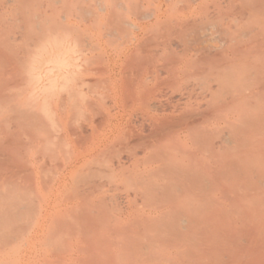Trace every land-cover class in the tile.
<instances>
[{
    "label": "rangeland",
    "instance_id": "rangeland-1",
    "mask_svg": "<svg viewBox=\"0 0 264 264\" xmlns=\"http://www.w3.org/2000/svg\"><path fill=\"white\" fill-rule=\"evenodd\" d=\"M0 264H264V0H0Z\"/></svg>",
    "mask_w": 264,
    "mask_h": 264
},
{
    "label": "bare ground",
    "instance_id": "bare-ground-1",
    "mask_svg": "<svg viewBox=\"0 0 264 264\" xmlns=\"http://www.w3.org/2000/svg\"><path fill=\"white\" fill-rule=\"evenodd\" d=\"M68 59L69 58L66 56V53L62 51H58L55 53H49L46 62L51 63V66L49 67L48 71L52 72L53 70H55L58 73H62V74L65 73L67 68L70 66V62L68 61ZM54 85H55V81H54V78H52L49 81L48 87L49 88L54 87Z\"/></svg>",
    "mask_w": 264,
    "mask_h": 264
}]
</instances>
